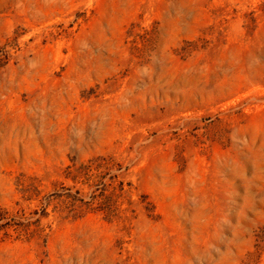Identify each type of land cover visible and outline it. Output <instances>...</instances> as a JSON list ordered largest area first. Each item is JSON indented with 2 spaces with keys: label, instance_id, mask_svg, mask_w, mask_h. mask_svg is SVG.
Instances as JSON below:
<instances>
[{
  "label": "rangeland",
  "instance_id": "374dc122",
  "mask_svg": "<svg viewBox=\"0 0 264 264\" xmlns=\"http://www.w3.org/2000/svg\"><path fill=\"white\" fill-rule=\"evenodd\" d=\"M0 264H264V0H0Z\"/></svg>",
  "mask_w": 264,
  "mask_h": 264
}]
</instances>
